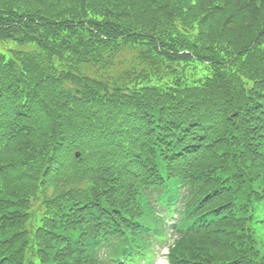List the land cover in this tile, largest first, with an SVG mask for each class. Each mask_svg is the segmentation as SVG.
Wrapping results in <instances>:
<instances>
[{"label":"trees","instance_id":"obj_1","mask_svg":"<svg viewBox=\"0 0 264 264\" xmlns=\"http://www.w3.org/2000/svg\"><path fill=\"white\" fill-rule=\"evenodd\" d=\"M0 41V264H264V0H0Z\"/></svg>","mask_w":264,"mask_h":264},{"label":"rangeland","instance_id":"obj_2","mask_svg":"<svg viewBox=\"0 0 264 264\" xmlns=\"http://www.w3.org/2000/svg\"><path fill=\"white\" fill-rule=\"evenodd\" d=\"M11 44H12L11 42H0V51L1 52L5 51L7 46H10ZM158 250L159 248L157 249L156 259L150 264H168L167 259L164 256V254L167 253V249L161 248L159 251Z\"/></svg>","mask_w":264,"mask_h":264}]
</instances>
